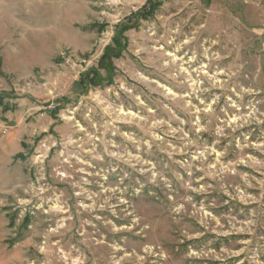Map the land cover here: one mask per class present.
Returning a JSON list of instances; mask_svg holds the SVG:
<instances>
[{
  "label": "rangeland",
  "instance_id": "1",
  "mask_svg": "<svg viewBox=\"0 0 264 264\" xmlns=\"http://www.w3.org/2000/svg\"><path fill=\"white\" fill-rule=\"evenodd\" d=\"M0 264H264V0H0Z\"/></svg>",
  "mask_w": 264,
  "mask_h": 264
}]
</instances>
